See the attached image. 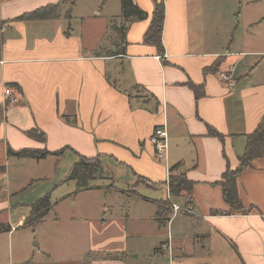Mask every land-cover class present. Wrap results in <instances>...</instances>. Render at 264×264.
I'll return each mask as SVG.
<instances>
[{"label": "crops", "instance_id": "0c3cea01", "mask_svg": "<svg viewBox=\"0 0 264 264\" xmlns=\"http://www.w3.org/2000/svg\"><path fill=\"white\" fill-rule=\"evenodd\" d=\"M154 1L132 0L148 17L125 24L120 2L110 0H0L4 159L8 148L64 150L51 156L58 187L78 157H98L106 182L118 187L106 191L108 217L72 230L75 248H59L61 237L55 253L46 248L21 264H140L143 240L155 264L166 256L173 264H264V160L236 178L246 213L224 201L221 186L225 170L237 168L246 136L264 119V0H162V54L143 39ZM57 3L55 19L13 21ZM220 73L233 88L219 80ZM162 126L168 150L159 162L149 137ZM31 129L44 142L28 136ZM175 165L192 183L185 198L169 194ZM5 174L0 165V179ZM164 200L172 205L165 240V225L159 227L155 217ZM124 203L130 210L125 219L113 206ZM173 206L191 213H175ZM26 217L9 224L4 235L23 228ZM128 221L136 225L131 234Z\"/></svg>", "mask_w": 264, "mask_h": 264}, {"label": "rangeland", "instance_id": "374dc122", "mask_svg": "<svg viewBox=\"0 0 264 264\" xmlns=\"http://www.w3.org/2000/svg\"><path fill=\"white\" fill-rule=\"evenodd\" d=\"M95 1L91 0L92 3ZM120 1L110 0V3L115 2L118 4ZM3 28H5L4 25ZM55 162L56 160L51 156L40 161L11 158L6 160L4 159V153L0 152V165L6 166L7 172V175L5 174L4 178L2 176L0 179V184H2L0 188V224H16L20 216H28L30 205L34 201L45 197V195H49L52 206L42 218L40 225L18 228L17 231L10 234V237H6L4 233L0 234V261L7 262L10 260L13 264H21V262L32 258L33 255L40 256V252H43L46 248L55 253L58 247L57 239L61 237L64 241L59 248L66 245L75 248L79 243L71 242L75 236L72 230L76 231L78 229L77 232H82V225L88 222L91 223L93 220H103L104 217L109 216V211H103V203H107V201L105 202V196H108L106 191L114 192L113 190L116 188L118 190V187L115 184L107 183L105 177L91 183L90 190L92 191L88 190L90 193L77 192L70 181L55 187L58 184L57 180L60 179L59 175H56L57 177L52 175ZM172 173L175 177L184 176L179 168H175ZM97 183L99 186H93ZM94 190L103 192L98 193ZM130 191L132 192V190ZM181 196L185 198L188 194L183 192ZM3 204H6L7 209ZM127 204L124 203L120 207L119 205H113L114 208L121 209L120 215H123L124 219L127 210L130 211ZM128 215H131V212ZM71 223L74 225L70 229ZM125 225L130 234L136 227L130 221ZM144 226L148 230L152 224L147 222ZM141 231H143V227H141ZM161 232L165 240L166 225ZM141 242V252L138 259L140 264H152V262L155 264L153 258L155 253L149 257L151 251H147L148 241L143 240ZM107 255L109 254H100V257L106 258ZM115 256L118 257V255ZM150 259H152L151 263L148 261ZM161 264L173 263L166 256L162 259Z\"/></svg>", "mask_w": 264, "mask_h": 264}, {"label": "trees", "instance_id": "16d2710c", "mask_svg": "<svg viewBox=\"0 0 264 264\" xmlns=\"http://www.w3.org/2000/svg\"><path fill=\"white\" fill-rule=\"evenodd\" d=\"M73 3L75 0H68ZM121 18L125 22V24H129L132 21H143L148 17L146 12L140 10L132 0H121ZM60 3L55 4L54 6L42 7L40 9L34 10L29 13H25L13 21H40V20H52L57 17V9ZM153 13L151 15L150 26L144 34V40L147 43L154 45L157 49L158 54H162L163 47L161 43V32H162V23L164 19V10H163V2L154 1ZM3 25L5 22H0V55H1V47H2V32ZM126 26L122 27V30H125ZM193 91L197 93L198 88L194 85H191ZM208 134L221 139L219 134L212 128L208 129ZM28 136L36 138L41 142H44V135L40 132H37L35 129L29 130L27 133ZM246 146L243 154L239 158V164L237 168L233 171L225 170L222 176V191H223V199L226 201L231 208H235L236 211L240 213H246L248 210H245L240 202L237 200L236 196V186L235 181L241 170L245 168H252V163L256 160H264V119L258 125L257 129L251 133V135L246 136ZM64 150H60L59 152L51 153L48 150H18L12 151L10 148L6 151V157L9 159H18V160H35L40 161L44 160V158L48 156L59 157V155ZM177 168V165L171 167L169 169L170 177L167 182V186L169 187V194L174 198H179L183 192L190 193L192 191V183L186 179L184 176L175 177L172 173L173 170ZM101 162L98 157L95 158H84L78 157L77 161L71 166L67 173L66 182H73L75 184V190L77 192L88 191L91 189V183L100 180L104 177ZM49 195H45V197L40 198L34 201L30 205V210L28 216L25 218L23 227H31L35 226L41 222L44 215L52 208L50 204ZM157 211L155 214L156 221L159 227H163L165 225L166 220L168 219L167 215L170 214L171 203L164 200V202H157ZM11 231V227L9 224H0V234L8 233ZM110 257L109 255L106 258ZM105 258V259H106Z\"/></svg>", "mask_w": 264, "mask_h": 264}, {"label": "built area", "instance_id": "2783aa9c", "mask_svg": "<svg viewBox=\"0 0 264 264\" xmlns=\"http://www.w3.org/2000/svg\"><path fill=\"white\" fill-rule=\"evenodd\" d=\"M219 80L223 83H225L229 88L234 87V82L229 78L226 73H220ZM6 97H9L11 94V91L9 89H6L4 92ZM15 101L14 99L11 101L13 103ZM167 129L165 127H158L155 128L149 137V143L152 144L154 148V157L159 161L163 162L166 159V154L168 150V143H167ZM179 210L185 213H191V209L189 207H183L178 208L176 206H173V211L176 213Z\"/></svg>", "mask_w": 264, "mask_h": 264}]
</instances>
